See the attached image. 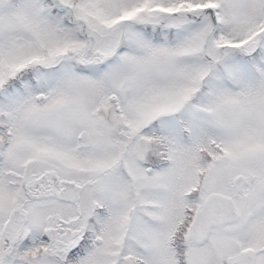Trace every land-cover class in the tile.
Segmentation results:
<instances>
[{"label": "snow or ice", "instance_id": "obj_1", "mask_svg": "<svg viewBox=\"0 0 264 264\" xmlns=\"http://www.w3.org/2000/svg\"><path fill=\"white\" fill-rule=\"evenodd\" d=\"M0 264H264V0H0Z\"/></svg>", "mask_w": 264, "mask_h": 264}]
</instances>
